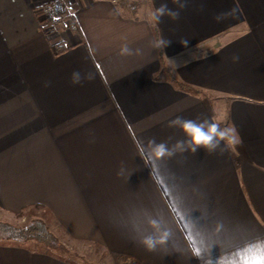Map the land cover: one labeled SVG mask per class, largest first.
Listing matches in <instances>:
<instances>
[{
    "label": "crops",
    "instance_id": "crops-1",
    "mask_svg": "<svg viewBox=\"0 0 264 264\" xmlns=\"http://www.w3.org/2000/svg\"><path fill=\"white\" fill-rule=\"evenodd\" d=\"M41 1L0 0V209L133 264L264 259V0H65L54 30ZM176 117L224 137L177 148ZM0 264L74 263L8 241Z\"/></svg>",
    "mask_w": 264,
    "mask_h": 264
},
{
    "label": "rangeland",
    "instance_id": "rangeland-1",
    "mask_svg": "<svg viewBox=\"0 0 264 264\" xmlns=\"http://www.w3.org/2000/svg\"><path fill=\"white\" fill-rule=\"evenodd\" d=\"M53 1L54 0H43L41 2L46 3V2H53ZM64 8H65V3L63 5V10L61 9L62 16L64 13ZM35 10L37 11L40 10L39 5L36 6ZM39 13L41 12L39 11ZM41 18L42 20L47 22V25H49V29L54 30L59 27L58 25L54 24L55 21L48 18V16L41 15ZM72 25L73 24H70L71 28H72ZM35 219H42L45 222H47V225L50 231L59 239V241L62 243L64 248L67 250L68 254L66 255L60 254V252H56L53 249L48 248L46 244L40 243L35 240L21 241L17 239L15 240L8 239L2 233H0V242L11 241L12 243H28L32 247H39V248H44V249L46 248L52 251L54 254L73 262L74 264H133L131 261L123 262L124 260L110 253L100 243L77 242V241H74L68 238V236L63 234L59 230V228H57V226L54 224L49 212L44 210L43 208L38 207L37 205L27 207L17 213H10V212H6L0 209V221L10 222L17 226L26 225Z\"/></svg>",
    "mask_w": 264,
    "mask_h": 264
},
{
    "label": "clouds",
    "instance_id": "clouds-1",
    "mask_svg": "<svg viewBox=\"0 0 264 264\" xmlns=\"http://www.w3.org/2000/svg\"><path fill=\"white\" fill-rule=\"evenodd\" d=\"M166 13L173 18L178 16L177 12L167 8L166 3H162L161 6L156 9L154 18L159 20L160 17ZM72 82H80V75L78 72H74L72 74ZM204 123V121L196 123L194 120H185L180 117H176L170 121V125L180 127L185 133V139L183 141H177L175 147L180 148L182 145H188L190 146V150L193 152L196 151L197 148H204L211 152L218 147L220 139L224 137L223 130L211 121H207V127L205 128ZM153 151L155 156L160 157L165 154H169L171 149H169L165 143L160 142L158 144H154ZM148 243L151 245V241H148ZM253 264H264V259L255 261Z\"/></svg>",
    "mask_w": 264,
    "mask_h": 264
},
{
    "label": "trees",
    "instance_id": "trees-1",
    "mask_svg": "<svg viewBox=\"0 0 264 264\" xmlns=\"http://www.w3.org/2000/svg\"><path fill=\"white\" fill-rule=\"evenodd\" d=\"M59 51H62V49ZM0 233L8 239L21 241L35 240L46 244L48 248L60 252V254H68L59 239L50 231L47 222L42 219H35L23 226L0 221Z\"/></svg>",
    "mask_w": 264,
    "mask_h": 264
},
{
    "label": "built area",
    "instance_id": "built-area-1",
    "mask_svg": "<svg viewBox=\"0 0 264 264\" xmlns=\"http://www.w3.org/2000/svg\"><path fill=\"white\" fill-rule=\"evenodd\" d=\"M112 1H118V0H112ZM64 0H54L53 2H41L39 3L40 7V14L44 16H48V18L55 21L54 24L58 26L64 25V17L62 16V10L64 5ZM62 9V10H61ZM75 25H72V28L75 29Z\"/></svg>",
    "mask_w": 264,
    "mask_h": 264
}]
</instances>
